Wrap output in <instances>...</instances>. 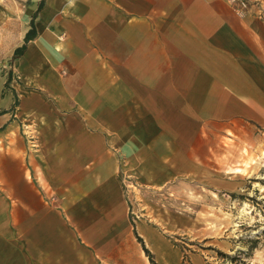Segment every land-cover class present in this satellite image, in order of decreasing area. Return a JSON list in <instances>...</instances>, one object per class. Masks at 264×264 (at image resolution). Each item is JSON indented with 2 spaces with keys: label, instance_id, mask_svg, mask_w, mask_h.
<instances>
[{
  "label": "crops",
  "instance_id": "1",
  "mask_svg": "<svg viewBox=\"0 0 264 264\" xmlns=\"http://www.w3.org/2000/svg\"><path fill=\"white\" fill-rule=\"evenodd\" d=\"M247 1L0 0V264H83L90 229L126 218L125 176L168 166L187 120L183 155L211 167L212 135L264 119V0Z\"/></svg>",
  "mask_w": 264,
  "mask_h": 264
},
{
  "label": "rangeland",
  "instance_id": "2",
  "mask_svg": "<svg viewBox=\"0 0 264 264\" xmlns=\"http://www.w3.org/2000/svg\"><path fill=\"white\" fill-rule=\"evenodd\" d=\"M10 56L0 52L3 78L11 75ZM186 126V146L178 152V132H170L176 145L168 166L162 170L157 155L148 179L145 166L140 176H125L126 218L106 223L99 235L90 229L83 264H152L149 256L154 264H264V119L211 134L212 168L183 155L196 129L190 120ZM206 145L191 152L203 157Z\"/></svg>",
  "mask_w": 264,
  "mask_h": 264
},
{
  "label": "trees",
  "instance_id": "3",
  "mask_svg": "<svg viewBox=\"0 0 264 264\" xmlns=\"http://www.w3.org/2000/svg\"><path fill=\"white\" fill-rule=\"evenodd\" d=\"M34 34V28L33 26L29 29V31L26 33L25 35V41L28 40L29 38H31ZM25 50V44H22L21 46L15 48L13 54H12V58H16L17 56H19L21 53H23V51ZM11 75H10V71H8V74L6 76L5 82H4V87H9V83L11 81ZM144 251L146 252V254L148 255V251L144 248ZM149 259L151 261L152 264H154V262L152 261V259L149 256Z\"/></svg>",
  "mask_w": 264,
  "mask_h": 264
},
{
  "label": "built area",
  "instance_id": "4",
  "mask_svg": "<svg viewBox=\"0 0 264 264\" xmlns=\"http://www.w3.org/2000/svg\"><path fill=\"white\" fill-rule=\"evenodd\" d=\"M233 5V10L240 15L245 14L249 8V2L247 0H228Z\"/></svg>",
  "mask_w": 264,
  "mask_h": 264
}]
</instances>
